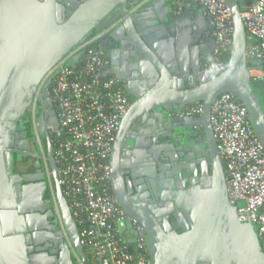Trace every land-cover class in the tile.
<instances>
[{
    "label": "water",
    "instance_id": "95a60500",
    "mask_svg": "<svg viewBox=\"0 0 264 264\" xmlns=\"http://www.w3.org/2000/svg\"><path fill=\"white\" fill-rule=\"evenodd\" d=\"M225 1L233 32L226 68L217 74L205 71L213 48L212 21L197 0H0V264H35L36 260L27 255L30 232L35 229L28 214L36 208L44 185L22 186L33 177L13 172L14 154L19 153L13 148L17 130L34 98L48 100L45 89L50 79L38 94L47 73L97 32L112 13L117 14L133 50L153 63V84L130 112L154 101L175 113L173 127L201 129L202 133L204 155L188 169L193 173L190 186L185 187V180L177 181L169 201L162 197V210L135 215L116 198L121 209L142 226L150 264H264L255 225L240 223L236 216L240 204L228 200L209 121L213 101L224 93L232 94L246 108L252 131L264 150V102L251 85L248 38L240 18L241 10L254 0ZM255 64L254 69L260 70L261 61ZM108 76L104 68L102 77ZM196 103L202 105L200 118L180 115L186 106ZM126 116L111 155L122 149L118 142ZM48 160L53 163L51 154ZM53 177L64 227L83 258L54 166ZM169 215L172 223L166 218ZM176 229L182 233L177 234ZM43 260L44 264H74L66 246L54 258L45 256Z\"/></svg>",
    "mask_w": 264,
    "mask_h": 264
},
{
    "label": "built area",
    "instance_id": "2783aa9c",
    "mask_svg": "<svg viewBox=\"0 0 264 264\" xmlns=\"http://www.w3.org/2000/svg\"><path fill=\"white\" fill-rule=\"evenodd\" d=\"M197 1L212 21L213 48L205 71L220 74L226 68L233 32L229 8L225 0ZM240 18L248 38L250 79L260 83L264 98V0L243 8ZM102 37L103 32L97 31L67 53L47 73L38 92L50 79L48 91L57 121L55 172L81 247L93 264H150L142 226L121 209L111 192L109 158L127 102L117 81L102 77L106 66L99 43ZM257 61H261L260 70L254 69ZM201 114L202 105L196 103L180 115L197 119ZM209 121L228 200L240 204L236 208L240 223L255 225L264 252V150L246 108L232 94L213 101ZM56 213L64 232L57 209Z\"/></svg>",
    "mask_w": 264,
    "mask_h": 264
},
{
    "label": "flooded vegetation",
    "instance_id": "af4514ba",
    "mask_svg": "<svg viewBox=\"0 0 264 264\" xmlns=\"http://www.w3.org/2000/svg\"><path fill=\"white\" fill-rule=\"evenodd\" d=\"M118 20L117 14L112 13L98 30L103 32L99 43L106 59L105 68L122 88L127 102V116L120 131V145L117 144L122 149L119 153L115 150L109 158L110 187L115 200L117 198L133 214L156 213L164 208L162 197L169 201V193L177 189V181L185 180V187L190 186L193 173L188 169L204 155L200 141L202 133L201 129L173 127L176 125L173 121L175 113L154 101L145 102L130 112L153 84V63L133 50L131 40ZM44 85L38 94L42 93ZM49 85L45 89L47 92ZM56 128L50 96L48 100L36 97L22 121V128L17 130L18 136L14 137L13 148L19 153L14 154L13 172L33 177L30 183L22 182L21 185L39 188L44 185L39 200L34 203L36 208L28 214L32 216L35 229L30 232L27 255L36 258L35 264H44L45 256L54 258L61 247L66 246L74 264H92L85 249L82 248L83 258L75 250L65 227L64 232L60 228L56 213L57 209L61 218L54 186L55 165L54 161L50 164L48 160L50 154L53 160ZM166 218L169 223L173 222L170 215ZM175 232L180 234L182 230Z\"/></svg>",
    "mask_w": 264,
    "mask_h": 264
},
{
    "label": "trees",
    "instance_id": "16d2710c",
    "mask_svg": "<svg viewBox=\"0 0 264 264\" xmlns=\"http://www.w3.org/2000/svg\"><path fill=\"white\" fill-rule=\"evenodd\" d=\"M251 85H252V87H253L254 92H255L258 96H260V97L262 98V101L264 102V98H263V96H262V91H261V85H260V83H259L258 81H253V80H251ZM92 264H93V263H92Z\"/></svg>",
    "mask_w": 264,
    "mask_h": 264
},
{
    "label": "rangeland",
    "instance_id": "374dc122",
    "mask_svg": "<svg viewBox=\"0 0 264 264\" xmlns=\"http://www.w3.org/2000/svg\"><path fill=\"white\" fill-rule=\"evenodd\" d=\"M252 74H254V72Z\"/></svg>",
    "mask_w": 264,
    "mask_h": 264
}]
</instances>
